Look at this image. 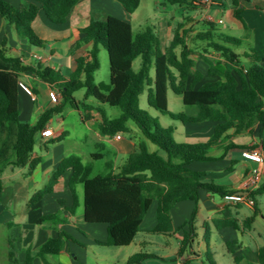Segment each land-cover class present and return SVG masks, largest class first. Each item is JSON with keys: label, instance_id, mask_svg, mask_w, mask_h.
Instances as JSON below:
<instances>
[{"label": "trees", "instance_id": "obj_1", "mask_svg": "<svg viewBox=\"0 0 264 264\" xmlns=\"http://www.w3.org/2000/svg\"><path fill=\"white\" fill-rule=\"evenodd\" d=\"M26 1L28 5L19 9L0 0V16L15 27L21 38L34 46H41L42 42L33 29L36 18L43 14L52 24H65L81 0ZM116 1L124 9V18L106 16L100 19L92 16L89 26L81 30L84 37L75 47L79 49L91 44V49L86 57L77 58V68L68 79L40 64L36 67L25 65L19 57L8 55L6 43H3L0 47V130L7 123L16 126L13 165L18 168L29 166L31 172L40 163V159H32L36 135L67 105L74 106L82 113L96 111L100 116L98 130L102 137H122L131 132L129 124L133 123L141 131L145 141L137 146L121 166L115 168L111 161L106 164L104 173L94 174L93 164H85L77 155L66 156L53 172L49 183L29 201V206H33L53 194L60 181L71 172L68 188L74 199L73 206L41 217L38 224L55 227L68 224L69 220L63 216V211L76 214L80 204L77 189L81 186L84 221L106 225L108 238L101 244L121 248L134 242L146 215L155 203L157 223L150 233L171 236L174 234L171 211L177 204L194 202L195 213L201 191L221 198L226 194L240 193L213 182H203L206 173L193 171L189 166L197 162L217 160L213 156L214 149L223 150L225 154L233 149H253L237 145L232 139L234 136L251 134L256 125L264 123V54L251 50L245 56L250 64L243 65L242 55L235 51L240 47L238 40L218 33L211 22H208L206 32L195 33L194 28L185 29V19L176 25L169 45L162 49L154 28L134 33L131 19L139 9L141 0ZM165 2L184 10L195 8L189 0ZM235 4L237 5V0ZM238 13L236 10V15ZM193 33V41L203 45L202 53L198 55L207 65V75L217 79L206 82L199 88L197 86L204 81V74L196 69V60L193 58L196 53L187 40ZM102 47L109 56V85H98L95 81V74L100 68L99 55ZM213 53L215 55L210 56ZM137 58H141V65L135 71L134 62ZM152 67L153 78L150 75ZM25 72H34L42 81L57 87L61 94L60 103L42 113L35 124L20 120L19 92L23 90L20 76ZM82 89L85 93L79 100L75 94ZM146 89L149 106L163 115H169L183 124L205 121L216 123L211 138L207 142L195 144L176 142L174 128L159 126L147 111L140 109V97ZM169 90L180 96L183 103L195 111L192 114L171 113L168 109ZM90 98L94 99L96 105L88 102ZM100 105L116 107L121 115L109 118L100 109ZM64 136L62 134L52 138L48 144L59 143ZM148 143L158 150L150 151ZM96 146L104 149L100 143ZM103 158L101 153L92 154L93 160ZM2 191L3 183L0 179V204ZM249 194L255 200L256 207L257 197L264 196V181ZM60 204L64 207V200H60ZM256 217L255 212L241 223L230 208H225L212 223L218 231L225 228L242 230L251 228ZM193 219L194 215L189 222L190 232H186L182 240L181 254L194 237ZM69 240L73 238L65 231H60L56 237L44 243L37 253L38 257L45 264H50L46 256L61 254ZM232 245L228 244L229 250ZM150 257L146 253H138L128 260V264H141ZM257 257L259 264H264V246L257 251ZM235 261L238 262L239 259ZM27 264H33L30 250L27 252Z\"/></svg>", "mask_w": 264, "mask_h": 264}, {"label": "crops", "instance_id": "obj_2", "mask_svg": "<svg viewBox=\"0 0 264 264\" xmlns=\"http://www.w3.org/2000/svg\"><path fill=\"white\" fill-rule=\"evenodd\" d=\"M4 1L19 9L25 8L28 5L26 0ZM189 1L192 2L195 8L185 10L183 8H175L170 10V12L173 11L172 18L176 19L181 17L180 22H183L185 19V22H187L185 29L194 28L195 33L198 31L206 32L209 28L208 22H211L218 33L238 40L240 42L239 48L243 47L244 42H248L250 52L251 50H254L260 54H264V0H237V5L235 4L236 0H211L208 4H205L204 0ZM142 3L143 0H141L139 9L141 8ZM155 3L156 5L165 8V10H169L166 6L165 0L156 1ZM236 10L239 11L237 15ZM137 11L132 16V22L138 17ZM92 16H96L100 19L106 16L122 19L125 16V12L121 4L116 0H81L73 9L65 24H52L43 14H40L33 23V29L42 42L41 46H34L30 44L28 40L21 38L17 34L15 27L9 25L5 19L0 16V43L3 45L5 42L7 54L12 57H19L25 65L36 67L40 64L42 67H47L59 72L64 78L68 79L77 68V58L86 57L91 49V44L84 45L79 49H75V47L84 37L81 30L89 26ZM168 27H171L170 23H168ZM173 29L170 31L172 32V36ZM172 36L170 37V41ZM237 53L244 57L250 54L247 51ZM35 55L41 56L43 61L38 62L34 58ZM214 55L215 54L213 53L210 56ZM193 58L196 60V69L204 74V81L199 84L197 88L204 84L205 81L212 82L217 80L216 78L207 75V65L199 58V55L195 54ZM196 58L200 59L205 64L206 67L204 70L199 68ZM207 79L209 80L207 81ZM20 82L26 84L31 90H33L31 95L24 90H20L19 92L20 120L23 122H29L30 120H33V118H37L38 120L42 113L58 105L61 101L59 89L57 87H52L48 83L39 79L34 72L23 73L20 76ZM51 92H56L58 94L60 97L59 103L52 102L50 99ZM80 114L82 121L95 132V136L98 139L97 144H102L104 149L106 144H110L116 149V156L128 155L129 157L136 150L137 146L145 141V138L142 137L141 139L139 137V143L136 142L138 132L132 125H129L131 128V132L128 133L130 134L129 138L126 137L127 134H123L121 140L116 139V136L110 138L102 137L98 130L100 116L96 111L93 110L86 113L80 112ZM57 122L58 125H60L62 120L58 119ZM53 124L54 120L52 118L47 127L36 135L35 145L37 137H39V152L34 150L32 159L38 158L40 159V163L31 172L29 166L18 168L13 165V162L15 161L14 145L16 142V126L7 123L4 124L0 130V160L5 163V166H11V171L8 174H4L0 168V179L3 183L0 204V223L6 225L12 232L16 233V235L9 238L7 242L9 248L8 259L10 264H27V252L29 250L33 255V264H35V260L40 258L37 253L44 243L50 238L56 237L60 231L68 233L65 228H70V223L73 222L75 225L74 219L78 216L77 211L75 215H71L68 211L65 212V210L63 216L69 220V223L55 227L50 224H38V220L41 217L46 216V213L6 212L9 203L12 200L19 199L20 194L26 188L29 189L31 186H37L38 184H41L42 187L36 190V192L44 188L49 183L50 178L53 172L57 169L59 163L66 157L63 154H60L64 141L54 144L52 149L47 147L50 139L62 134L66 135V131L62 127L59 129H53ZM183 126L185 128L183 143L195 144L207 142L214 133L216 123L205 121L201 123L183 124ZM232 142L253 149H233L226 154L223 150L214 149L213 156L216 157L217 160L193 163L189 168L193 171L206 173V176L203 179V182L206 183L213 182L228 190L237 192L256 190L258 186H252L253 173L254 171H259L261 177L260 183L264 181V161L259 163L248 160L244 158L243 153L245 151H257L264 157V123L256 125L251 134L246 133L234 136ZM42 145L44 146V149H42ZM148 147L150 151L158 150L156 146L154 149L150 148L148 144ZM118 167L119 166L115 168ZM20 176L22 177L20 178ZM70 176L71 172H68L58 184L55 192L46 196L38 204L33 205V207L46 203L51 196H56V201L59 205L60 200H64L65 205L60 208H71L74 199L68 188V180ZM19 179H22L23 183H18ZM80 187L81 186L77 189L78 196L81 191L80 189H82ZM217 196L218 195L216 194L201 191L200 200L195 213L196 206L195 203L191 201L179 203L172 209L171 215L174 224V234L171 236L157 235L158 238L154 239L153 243H156L157 241L158 243H162L163 241L159 238L162 236L166 242V250L171 253V256L176 255L177 257H180L182 240L184 239L186 232H190L189 222L192 220L193 215L194 237L188 243L187 249L181 254L187 256V259L181 261V259L174 260L166 257L171 261L170 264H190L193 260H201L202 255L198 254L195 250L196 241L198 251L201 253L203 246L202 242H199L198 240L209 235L207 240L212 241L215 234L218 237L217 240L220 241L219 243L217 242V244H221L225 248L228 247V244H233L231 250L228 248V253L231 255V258L228 262L224 261L225 263L222 264H259L257 251L264 246V196L257 197L256 207L227 204L223 201V198ZM154 205L155 218L153 219L151 227L143 229L141 226V234L138 233L134 242L128 246L132 247V245H135L136 248L139 247V253H143L142 248L150 245L149 240H151V238H149L147 234L150 233L157 223V204L155 203ZM154 205L149 212L154 208ZM225 208H230L241 223L251 217L255 212L257 213V217L249 229L236 230L234 228H225L218 231L215 229L212 222ZM35 213L37 214L34 217L33 214ZM28 219L30 220L28 221ZM35 223L37 226L33 228L32 226L36 225ZM204 233L206 235H204ZM68 234L72 237L70 233ZM207 240L206 242H208ZM76 246L74 240L67 241L65 249L61 254L52 255L58 258L54 264H77L79 256ZM206 248H208L207 252L209 253L210 245L207 244ZM213 249L215 250V247H213ZM148 255L152 256V254ZM49 256L51 255H47L46 259L50 263ZM206 259L209 261V264H219L216 261L214 263V260L212 259L209 260L208 257ZM236 259H239V261L236 262ZM40 260L45 264L41 258ZM162 262L164 263L165 261ZM201 264H204V262H201Z\"/></svg>", "mask_w": 264, "mask_h": 264}, {"label": "rangeland", "instance_id": "obj_3", "mask_svg": "<svg viewBox=\"0 0 264 264\" xmlns=\"http://www.w3.org/2000/svg\"><path fill=\"white\" fill-rule=\"evenodd\" d=\"M156 1L160 0H143L141 8L137 11L138 17L135 19L133 24V30L134 33H139L147 28H154L156 33L159 36L161 48L164 49L167 47L170 43V37L172 36L171 29L176 27V23L181 21V17L179 18H172V12L170 10L179 8L178 6H171L166 3V6L169 8V10H165L160 5H156ZM163 1V0H161ZM197 6V5H196ZM199 7V6H198ZM178 21V22H176ZM168 23H170L171 27H168ZM173 31V30H172ZM171 35V36H170ZM194 34H190L188 38V44L189 46L195 51L196 55L199 53H202L203 45L199 42H194L193 37ZM2 44L0 43V47ZM236 52L241 51H247L250 53V50L248 48V42H244L243 47L236 48ZM12 55V54H10ZM100 68L95 74V81L96 83L103 84V85H109L110 82V70H109V56L108 52L105 48L100 49ZM197 64L199 68L202 70L205 69V64L198 58ZM243 65H249V60L245 58L244 56L241 57ZM141 65V58H137L134 62V70L138 71ZM150 75L153 78L154 77V68L152 67L150 71ZM209 79H207L208 81ZM211 82V81H208ZM206 83V81H205ZM85 90L82 89L78 91L75 94V97L79 100H81L84 96ZM89 103H93L96 105L94 99L90 98ZM139 106L141 110L147 111L149 115L154 118L158 125L163 128L172 127L175 128V134L174 139L176 142L183 143L184 142V132L185 128L182 124V122L178 120L172 119L169 115H163L156 109L152 108L148 104V90L146 89L145 92L140 97ZM100 109L105 113V115L109 118H117L121 115V111L116 107H110L108 105H100ZM168 109L171 113L178 114V113H187L192 114L195 110L194 108L186 106L182 98L178 95H176L171 90L168 91ZM61 119L62 123L58 125L57 120ZM37 118H33V120H30L32 124L36 123ZM54 124L53 129H59L63 128L66 131V135L63 139L64 143L61 147L60 154H63L65 156L68 155H77L82 158L83 162L85 164H93L94 166V174L104 173L106 171V164L108 162L113 161L115 164V167L122 165L128 155H117L116 156V149L113 148L110 144H106L105 149H99L97 148V142L98 139L95 136V132L89 128L83 121L80 112L71 105H67L64 110L61 113H58L54 115L53 117ZM129 125L134 126L133 123H130ZM135 127V126H134ZM137 130V137L136 142L139 143L140 139H142L143 135L141 131L135 127ZM130 134H127L126 137L129 138ZM134 136V135H133ZM37 137V142L35 145L34 150L36 152H39V143ZM144 138V137H143ZM57 144V143H56ZM150 148H156L151 143H148ZM54 144H47V147L49 149H52ZM44 146L42 145V149ZM94 153H101L104 155V158L102 160H93L92 154ZM162 153V152H161ZM163 154V153H162ZM0 160V168L4 172V174H8L11 171V166H5V163ZM2 172V173H3ZM21 175V174H20ZM22 176H20L21 178ZM18 183H23L22 179H19ZM8 186V185H6ZM42 187L41 184H38L37 186H31L29 189H25L21 194L19 199L12 200L9 203L8 209L6 212H39V214L46 213L49 214H55L59 212L61 209L63 210L61 204L59 205L56 201V196L49 197L48 201L46 203L41 204L39 206H29L28 201L30 197L36 192V190L40 189ZM82 188V187H80ZM80 204L77 208V217L75 220V225L73 223H70V228H65V230L72 235V238L74 240V244L76 243V249L78 250V256L79 261L77 264H128V259L135 255L136 253H139V247L136 248L135 245H132V247H108L104 246L101 243H104L107 241V232H106V225L104 224H89L85 223L83 221L84 218V205H83V191L80 189ZM218 197V196H217ZM155 205L154 208L151 210V212L146 215L144 219V223L142 225L143 229H148L151 227L153 219L155 218ZM64 212V211H63ZM67 212V211H65ZM33 214L35 217L36 214ZM82 219V220H81ZM30 219H28L29 221ZM69 223V222H68ZM36 224V223H35ZM36 225L32 226L35 228ZM35 230V229H34ZM33 230V231H34ZM141 234V233H140ZM13 235H16L15 232H12L11 229H9L6 225L0 223V264H10V261L8 259V239L11 238ZM204 235H206L204 233ZM142 236V235H141ZM147 236L151 238L149 240L150 245L145 246L142 248V252L146 254H152V256L148 259H145L142 264H170L171 261L169 259H181V261H185L187 259V256L180 255V257H177L176 255L171 256V253L166 250L165 246V239L160 236L159 238L163 241L162 243H153L154 239L158 238L157 234L148 233ZM209 238V235H206L205 237H202L199 239V242H202V252L200 253L197 248V241L195 243V250L198 254L202 255L201 260H193L190 264H201V262H204V264H209V261L206 259L207 257L209 260H214L218 262L219 264L228 262V260L231 258V255L228 253V247L225 248L221 244H217L220 241L217 240L218 237L215 234L213 236V240H207ZM206 240L208 242H206ZM158 243V244H157ZM210 245V252L208 253V248H206V245ZM73 246V245H72ZM75 247V245H74ZM215 247V250L213 249ZM168 257V258H166ZM50 263H55L57 261L56 256H49ZM162 261H165L164 263ZM225 261V262H224ZM35 264H43L40 258H37L35 260Z\"/></svg>", "mask_w": 264, "mask_h": 264}, {"label": "built area", "instance_id": "obj_4", "mask_svg": "<svg viewBox=\"0 0 264 264\" xmlns=\"http://www.w3.org/2000/svg\"><path fill=\"white\" fill-rule=\"evenodd\" d=\"M211 0H204L205 4L210 3ZM34 58L38 61V62H42L43 58L41 56H34ZM21 88L28 94H32L31 89L24 83H20ZM50 99L52 100V102L54 103H59L60 101V97L58 96V94L56 92H51L50 93ZM116 139L121 140L122 137L120 135L116 136ZM244 158L248 159V160H252L254 162H263L264 161V157L261 155V153L257 152V151H245L243 153ZM261 182V177H260V173L259 171H254L253 173V177H252V186L257 187L259 185V183ZM251 190H244L243 192L240 193H235V194H226L223 197V201L227 204H233V205H247L250 207H254L255 206V200L253 198L250 197V193Z\"/></svg>", "mask_w": 264, "mask_h": 264}]
</instances>
